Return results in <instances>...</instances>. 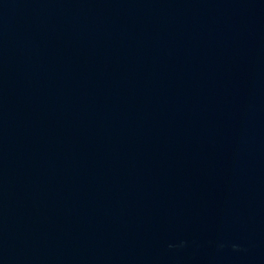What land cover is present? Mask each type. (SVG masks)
<instances>
[{
    "label": "water",
    "instance_id": "1",
    "mask_svg": "<svg viewBox=\"0 0 264 264\" xmlns=\"http://www.w3.org/2000/svg\"><path fill=\"white\" fill-rule=\"evenodd\" d=\"M0 264H264V0H0Z\"/></svg>",
    "mask_w": 264,
    "mask_h": 264
}]
</instances>
